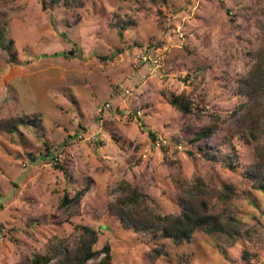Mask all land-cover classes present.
<instances>
[{
    "label": "rangeland",
    "instance_id": "1",
    "mask_svg": "<svg viewBox=\"0 0 264 264\" xmlns=\"http://www.w3.org/2000/svg\"><path fill=\"white\" fill-rule=\"evenodd\" d=\"M0 12L18 53L11 64L0 50V120L38 115L42 125L0 134V264L73 251L83 226L96 230L95 250L111 246L113 264H178L183 254L190 264H264L257 144L235 133L258 103L264 129V98L243 91L264 52V0H86L72 10L0 0ZM147 49L159 51L160 71L140 62ZM173 94L193 113L171 105ZM133 188L144 217L205 200L239 236L196 233L177 246L124 227L118 213L134 206L120 200Z\"/></svg>",
    "mask_w": 264,
    "mask_h": 264
},
{
    "label": "trees",
    "instance_id": "2",
    "mask_svg": "<svg viewBox=\"0 0 264 264\" xmlns=\"http://www.w3.org/2000/svg\"><path fill=\"white\" fill-rule=\"evenodd\" d=\"M43 10H48L49 5H56L62 3L66 9H81L85 6L86 0H41ZM129 26V24H127ZM0 50L8 55L9 63H18V53L15 49V40L10 37L7 22L4 15L0 12ZM243 86V91L254 102L261 98H264V52L258 56L256 65L250 77ZM169 103L177 108L184 115L193 113L194 103L186 96L183 95H171ZM262 104L258 103L255 107H251L246 112L242 124L247 125L245 128L237 130L239 136L248 139L251 137L257 144L256 153L259 157V163L254 164L251 171V180L253 181L254 189L262 191L264 193V147L260 145L261 137L264 136V129L259 122L260 116L257 115L255 110ZM264 113V110H263ZM261 115V114H260ZM21 126H33L36 128H42L38 115L34 116H22L11 119L0 120V134H15ZM214 127H210L205 132L199 134L194 139L195 142L211 135L214 131ZM154 137V134H151ZM48 153L41 155V157H50L49 150L51 148L47 146ZM36 160V158H32ZM233 158L227 160V165L233 168ZM56 167L62 171H67L62 165L56 164ZM129 195L120 200V203L126 207L134 206L133 209L128 211L121 210L118 213V217L121 220L124 227L134 228L135 231L141 233H153L162 234L165 238L171 239L177 246L182 245L185 242H189L196 233H204L211 237L221 239H236L239 236V230L230 221H224L219 215L210 213L208 211L207 203L205 200H198L197 203L183 204V210L181 214L177 216H160L155 215L150 219L144 217L143 214L138 212L139 207L144 202V195L141 194L136 188L128 190ZM81 195L79 192L76 196L78 198ZM75 198V199H76ZM73 199H69L67 196L64 198L63 203L70 205ZM98 235L94 228L83 226L82 227V239L73 251L64 250L61 253H47L43 255H35L30 264H49L56 257L61 256L62 264H87L88 262L96 259L100 253L104 254V258L98 264H113L112 248L109 244H106L101 252L94 249L97 243ZM157 255L159 253L155 251ZM178 264H190L189 256L183 254L180 256Z\"/></svg>",
    "mask_w": 264,
    "mask_h": 264
},
{
    "label": "built area",
    "instance_id": "3",
    "mask_svg": "<svg viewBox=\"0 0 264 264\" xmlns=\"http://www.w3.org/2000/svg\"><path fill=\"white\" fill-rule=\"evenodd\" d=\"M140 62L150 66L154 71H160L162 69V58L158 50L147 49L140 55ZM160 143V142H159Z\"/></svg>",
    "mask_w": 264,
    "mask_h": 264
}]
</instances>
